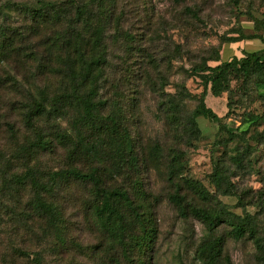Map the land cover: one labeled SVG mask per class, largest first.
<instances>
[{
    "label": "rangeland",
    "instance_id": "374dc122",
    "mask_svg": "<svg viewBox=\"0 0 264 264\" xmlns=\"http://www.w3.org/2000/svg\"><path fill=\"white\" fill-rule=\"evenodd\" d=\"M25 7L39 8L40 3L0 0V33L5 30L12 36L9 57L10 62H17L13 71L6 69L9 76L4 75L6 83L0 88V121L5 117L17 132L14 137L5 135L0 125V170L4 160L10 163L9 171L17 172L36 167L47 173L72 166L85 172L89 166L96 167L106 188L128 191L143 210L151 211L155 238L145 252L123 260L91 215V186L76 182L61 184L53 195L61 210L63 228L59 227V233L36 219L17 225L15 220L20 211L27 209L26 201L32 192L13 190L0 176V210L16 211L15 216L1 217L7 225L0 233V264H34L36 254L42 256L40 264H203L197 250L208 238L205 226L190 215H180L168 200L176 189L168 180L171 161L178 157L174 183L181 185L179 194L190 206L202 203L182 186L183 179L198 182L213 192V166L224 163L231 168L237 196L214 195L211 204L224 205L241 215L239 193L264 191V89H258L261 95L251 89L243 92L239 82L232 80L229 110L226 93L215 98L207 90L204 103L221 121L213 123L197 117V131H191L188 122L203 92V85L191 68L218 54L221 62L242 57L249 40H225L252 34H262L264 38V0H114L110 14L96 10L91 15L103 28L106 46L107 66L98 85L97 100L103 104L99 112L115 113L119 133H127L133 162L126 152L118 151L119 143H102L98 138L89 139L90 149H95L98 156L85 162L68 160L64 151L58 149L52 154L27 149L28 132L10 105L15 98L28 96L40 70L23 56L35 50L47 68H63L58 56L49 51V44L62 42L66 22L37 27ZM72 32L71 41L83 34L80 21ZM216 64L207 62L208 66ZM45 73L49 92H57L61 73H50L46 68ZM250 115L261 118L251 123ZM58 123L69 130V120ZM11 155L16 158L12 162ZM98 157L102 163L95 161ZM239 157L243 161L241 169L231 162ZM245 210L250 214L256 211L252 207ZM262 230L264 219L259 225ZM214 235L222 238V256L229 258V264H258L251 239H234L224 224L215 229ZM60 238L63 244H59ZM15 248L31 255L19 258L13 252Z\"/></svg>",
    "mask_w": 264,
    "mask_h": 264
},
{
    "label": "trees",
    "instance_id": "16d2710c",
    "mask_svg": "<svg viewBox=\"0 0 264 264\" xmlns=\"http://www.w3.org/2000/svg\"><path fill=\"white\" fill-rule=\"evenodd\" d=\"M113 2L114 0H86L84 2L38 0L39 8L25 7L37 27L66 22V28L63 31L65 36L62 37V42L56 45V42L52 41L49 44V51L58 56L63 68H47L41 63L42 60L35 50H30L23 57L36 64L37 71L40 70L39 78L35 77L34 87L26 98H15L10 105L13 110H16L15 115L19 117L24 130L28 132L27 149L32 152L40 151L44 154H52L55 149H58L64 151L68 160L90 161L92 156L97 157L98 155L95 149H90L89 139L98 138L102 140V143L105 141L119 143L118 151L126 152L129 161H134L130 155L131 146L127 144L126 131L123 130L122 133H119L120 124L114 112L107 115L100 114L99 109L103 104L97 100L98 85L107 66L106 46L103 28L96 24L91 15L96 10L104 11L105 15L110 14ZM0 19L3 18L0 17ZM79 21L84 32L71 41L72 31ZM105 23L101 24L105 26ZM262 31L264 33V25ZM12 39V36L7 35L5 30L0 33V88L6 83L4 75L9 76L6 69L13 71L15 68L13 64L17 63L10 62L9 51ZM242 40H258L264 46L262 34L239 35L237 39L224 42L236 43ZM60 53H63L64 56H60ZM209 61L217 64L208 66L207 62ZM45 68L50 73H53L54 70L61 73L57 92H49ZM191 73L197 76L203 85V92L192 112V120L188 122L190 130L197 131L194 121L197 117H202L213 123L221 121V118L204 103L207 90L215 98L226 93V107L229 110L232 102L229 96L232 91L230 88L232 80L239 82V88L243 92L251 89L260 94L258 89H264V47L254 52H243L242 57H232L229 61L223 62L220 61L218 54L215 58L193 66ZM260 118L261 116L250 115L248 121L253 123ZM61 120L70 121L69 130L61 128L58 123ZM0 125L3 126L2 131L5 135L12 137L16 135L17 132L13 124L8 122L5 117L1 119ZM220 127L224 128L223 125ZM69 131L73 132V135ZM232 138L233 135L230 132L229 139ZM21 148L23 149V147ZM15 159L11 155L9 160L12 162ZM95 161L103 162L101 157ZM172 161L168 180L176 185V189L174 194L169 195V202L176 207L180 215H190L199 220L208 232V238L198 247V260L203 264H229V258L222 256V238L214 235L215 229L224 224L229 228V235L234 239L245 237L251 239L256 249L258 264H264V231H259V225L264 219V191H257L251 195L246 192L239 193L237 205L242 209L241 215L231 212L224 205L220 207L212 205L214 195L237 196L229 173L231 168H228L224 163L216 164L210 175L213 192L206 190L198 182L182 180V186L202 203L201 206H190L186 203L184 196L179 194L181 185L177 182L174 183L173 175L176 170L175 165L179 163L178 157L174 156ZM231 162L235 167L242 168L241 157L234 158ZM90 165L92 164L90 163ZM9 168L10 163L4 160L0 170L3 183L16 191L29 189L32 192L26 201L27 209L24 208L20 211L17 221L15 220L17 225L21 221L29 223V220L36 219L48 224L59 233V227L63 228L60 223L61 210L53 195L61 184L76 182L91 186V215L108 237L112 249L115 252L119 251L123 260H128L134 253L142 254L152 244L155 238V225L151 219V211L145 208L143 210L142 204L135 202L128 191L116 187L106 188L98 168L89 166L87 171L82 172L72 166L50 170L47 173L40 172L36 167L22 172L9 171ZM217 202L220 204L219 201ZM246 207L255 208L256 211L250 214L246 212ZM0 212L2 213L0 215V233L3 234V229L7 224L1 217H8L6 215L9 214L15 216L16 211L4 210L2 212L0 210ZM14 231L16 232V230ZM63 242V239L60 238L59 244H63ZM13 252L19 258H27L31 255L20 248H15ZM41 257L40 254H36L32 260L33 263L40 264Z\"/></svg>",
    "mask_w": 264,
    "mask_h": 264
},
{
    "label": "crops",
    "instance_id": "0c3cea01",
    "mask_svg": "<svg viewBox=\"0 0 264 264\" xmlns=\"http://www.w3.org/2000/svg\"><path fill=\"white\" fill-rule=\"evenodd\" d=\"M247 47L245 48V52H254L262 49L264 46L258 40H249L246 42ZM254 46V49L251 46Z\"/></svg>",
    "mask_w": 264,
    "mask_h": 264
}]
</instances>
